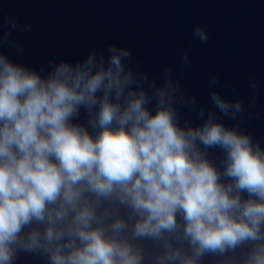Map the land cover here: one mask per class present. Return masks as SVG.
I'll return each instance as SVG.
<instances>
[{"label":"clouds","instance_id":"9594fccd","mask_svg":"<svg viewBox=\"0 0 264 264\" xmlns=\"http://www.w3.org/2000/svg\"><path fill=\"white\" fill-rule=\"evenodd\" d=\"M6 22L0 264L21 254L47 264H202L207 256L215 264H264V147L242 127L241 99L211 90L206 108L172 68L158 80L118 43L37 70L3 50L8 44L22 54L12 34L32 25ZM191 36L209 40L199 24ZM190 64L185 50L181 78ZM207 83L213 89L218 76ZM250 87L254 102V78ZM81 110L86 123L77 122ZM210 149L223 153L218 163Z\"/></svg>","mask_w":264,"mask_h":264},{"label":"water","instance_id":"95a60500","mask_svg":"<svg viewBox=\"0 0 264 264\" xmlns=\"http://www.w3.org/2000/svg\"><path fill=\"white\" fill-rule=\"evenodd\" d=\"M8 17L32 25L30 32L12 34L23 43L22 54L3 46L11 59L39 70L49 59L75 62L93 48L124 45L131 50L133 66L158 80L165 67L172 68L173 78L180 79L187 94L195 95L206 108L213 107L211 90L241 99L246 108L242 127L264 147V0H0V31L8 30ZM197 24L209 32L207 44L192 39ZM185 50L190 52L191 64L181 78L178 66ZM209 74L218 76L213 89L208 87ZM183 114L201 122L187 108ZM86 118L81 110L77 122L86 123ZM221 119L229 126L235 123ZM209 156L218 163L223 153L210 149ZM215 260L207 256L202 264H215ZM15 264L47 261L21 254Z\"/></svg>","mask_w":264,"mask_h":264}]
</instances>
